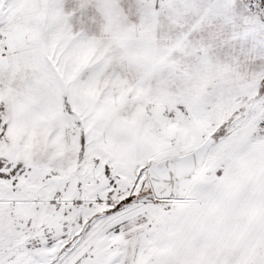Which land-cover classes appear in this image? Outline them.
Masks as SVG:
<instances>
[{"label": "snow or ice", "instance_id": "6c2138e0", "mask_svg": "<svg viewBox=\"0 0 264 264\" xmlns=\"http://www.w3.org/2000/svg\"><path fill=\"white\" fill-rule=\"evenodd\" d=\"M0 264H264V0H0Z\"/></svg>", "mask_w": 264, "mask_h": 264}]
</instances>
